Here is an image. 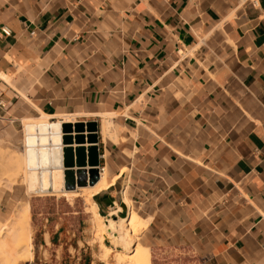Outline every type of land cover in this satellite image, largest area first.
Wrapping results in <instances>:
<instances>
[{
  "label": "crops",
  "instance_id": "0c3cea01",
  "mask_svg": "<svg viewBox=\"0 0 264 264\" xmlns=\"http://www.w3.org/2000/svg\"><path fill=\"white\" fill-rule=\"evenodd\" d=\"M38 114L98 122L92 201L137 213L150 264H264V0H0V141ZM46 196L19 264H106L85 194ZM30 198L1 186L0 222Z\"/></svg>",
  "mask_w": 264,
  "mask_h": 264
},
{
  "label": "bare ground",
  "instance_id": "6f19581e",
  "mask_svg": "<svg viewBox=\"0 0 264 264\" xmlns=\"http://www.w3.org/2000/svg\"><path fill=\"white\" fill-rule=\"evenodd\" d=\"M32 122L26 126V137L22 145L23 152L0 156V170L2 171L0 185L7 181L9 186H14L22 178L23 184L31 186L35 175L39 176L37 174H40L42 177V173H50L52 186L55 187L56 182L53 176L58 173L61 177V183H64L65 191L61 193L68 200L72 201L80 193L85 194L88 203H90L88 212L92 215V222H95L94 225H96L97 232L100 233L101 240L117 241L122 246L126 242L121 240V232L126 231L130 236L128 250L133 259V264H150V250L141 246L138 247V233L146 226V223L137 213L131 212L126 216H119L118 220L112 218L106 220L99 214L96 204L92 201V197L96 193L110 187L106 182L107 172H102L99 177L100 180L98 179L94 184L67 189L65 186L67 168L64 165L66 145L64 144L63 125L59 131L43 115L32 119ZM111 128L112 125L109 122L103 125V131H106V136L109 138H113ZM74 145L78 146L77 144ZM45 156L49 162L48 166L45 164ZM91 168L95 167H84L86 171ZM20 176L21 178H19ZM39 182L41 183L40 179ZM95 184L97 185L95 188H89ZM54 187H52L54 193H60V191L58 192L60 189ZM42 193L44 192L42 191ZM123 199L131 206L128 198L124 197ZM30 221V202L25 200L16 206L10 220L5 223L0 222V260L4 264H19L22 261L33 259V230Z\"/></svg>",
  "mask_w": 264,
  "mask_h": 264
},
{
  "label": "water",
  "instance_id": "95a60500",
  "mask_svg": "<svg viewBox=\"0 0 264 264\" xmlns=\"http://www.w3.org/2000/svg\"><path fill=\"white\" fill-rule=\"evenodd\" d=\"M64 133V165L67 189L94 184L100 177L99 160V124L97 121L66 122L62 126ZM73 133H77L73 135ZM82 133H87L82 134ZM78 146L74 147L73 145ZM88 145V146H87ZM91 166L89 171L84 167Z\"/></svg>",
  "mask_w": 264,
  "mask_h": 264
},
{
  "label": "rangeland",
  "instance_id": "374dc122",
  "mask_svg": "<svg viewBox=\"0 0 264 264\" xmlns=\"http://www.w3.org/2000/svg\"><path fill=\"white\" fill-rule=\"evenodd\" d=\"M39 117H42V115H40V114L34 115V117H32L31 119H27L25 121L24 125L21 124V128L23 129V141H21L22 143H21V145H20L19 148H9L6 144H4V143H2L0 141V156L1 155H5V154H10V153H22L23 152L22 151V145H23L24 139L26 137V126L33 123L32 122V119L33 118H39ZM48 122L51 123L50 120H48ZM1 174H2V171L0 170V175ZM37 175H39V176H36L35 175L33 177V182L31 184V186H28V185L23 184L21 182V180H22L21 176L19 177V178H21V179H19L20 181L18 180V183H22L24 185V187L26 188L27 193L28 192H31L30 194L28 193V195L31 197L30 198V201H31V210H32V217H31V225H32V227H34V223H33L34 216H37L38 215V213H37L38 209L36 207V210H35V207H34L35 206V200L37 199L36 197L38 195L46 196V195L54 194V191H53V188H52L54 186H52L53 185L52 182H51L52 181V179H51L52 176L50 175V173H42V177L40 176V174H37ZM57 176H58V173H55V175L53 176L55 182L57 180ZM37 178L40 179L41 183L39 182V179H37ZM38 184H39L40 187L38 186ZM1 186H7L8 188H11L12 187V186H9V184H7V181H4L0 185V187ZM27 187H28V189H27ZM54 188L57 189L56 185H55ZM42 191L44 193H42ZM59 195H61V193H59ZM82 203H83L82 197H78V199H77V206L79 207V205H82ZM89 205H90V203H88V201H87L88 208H89ZM87 206H86V202H85V211H87V209H88ZM89 217L91 218V222H92V216H91V214H89ZM103 218H105L106 220H109L110 219V217H103ZM94 223L95 222H93V224ZM95 226L96 225H94V229H93L94 239L92 240V242L93 243L94 242L100 243V246L102 248V258L106 261V264H109L108 258H109V261L110 262L112 260H114V258H115V264H133L134 263L131 255L129 253V250H128L129 240H130L129 237H127V240L125 241L126 243L122 244V246L117 241L116 242L115 241H111V242L109 241L108 242V240H101L100 239V233L97 232V228ZM33 233H34V230H33ZM140 233H138V235ZM34 239L37 242H39L40 241V236L36 235ZM137 243H138V240H137ZM33 244H34L33 251H34V255H35V253H38V250H35V241L34 240H33ZM138 247H140V244L139 243H138ZM113 250L115 251L114 252L115 255H112V258H111V257H109V255L111 254V252ZM44 256L47 257L48 259L50 258L48 252H45V253L43 252V257ZM0 263L4 264V262H2L1 260H0Z\"/></svg>",
  "mask_w": 264,
  "mask_h": 264
},
{
  "label": "built area",
  "instance_id": "2783aa9c",
  "mask_svg": "<svg viewBox=\"0 0 264 264\" xmlns=\"http://www.w3.org/2000/svg\"><path fill=\"white\" fill-rule=\"evenodd\" d=\"M3 31H4L6 34H9V31H8L7 28H4ZM52 120H57V119H52ZM64 123H65V122H62V124H64ZM97 168H98V170H99V172H100V174H101V172L103 171V168H101L100 165H99Z\"/></svg>",
  "mask_w": 264,
  "mask_h": 264
},
{
  "label": "trees",
  "instance_id": "16d2710c",
  "mask_svg": "<svg viewBox=\"0 0 264 264\" xmlns=\"http://www.w3.org/2000/svg\"><path fill=\"white\" fill-rule=\"evenodd\" d=\"M49 197H51V196H46L45 199H49ZM36 198H37V199H36V204H37L38 206H40V204H41L40 201L43 200V198H41V197H36ZM31 211H32V210H31Z\"/></svg>",
  "mask_w": 264,
  "mask_h": 264
}]
</instances>
